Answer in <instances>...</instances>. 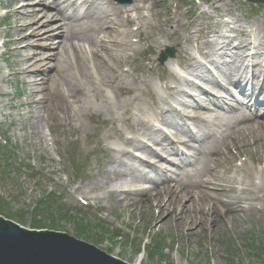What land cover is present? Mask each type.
<instances>
[{
	"label": "rangeland",
	"instance_id": "obj_1",
	"mask_svg": "<svg viewBox=\"0 0 264 264\" xmlns=\"http://www.w3.org/2000/svg\"><path fill=\"white\" fill-rule=\"evenodd\" d=\"M8 1L12 0H0V7L1 4H6L5 8H0V139L6 138L4 140H8L10 145H8L9 147L1 146L0 148V168L3 167L6 156L11 158L10 154L14 156L11 160L14 163L17 162L14 153L10 152L12 150L23 161V170L19 171L10 166L9 168L6 167L3 173L0 169V211L2 213L6 212L13 217L12 219L15 222H19L26 229H43L68 234L127 264H264V198L256 202L262 210L252 216L246 217L247 215H245L244 220H239V224L232 225V223H229L230 221L224 223L219 218L217 225L210 231L209 227L206 226L208 218L203 217L204 223L200 224L198 222L197 224L196 222L192 227L193 230H190L188 227H178L180 226L179 218L175 220L170 215L173 208L179 207V211L185 212V221L191 222L194 218L200 220L201 210L203 216L204 213H208L210 206L205 203L194 205L190 198L181 201L177 197L172 200V206L170 205L164 212L157 208V202H155L154 207H136L133 202L121 205L113 203V199L109 197L113 198L114 195H110L113 189L127 186L139 188V185L144 188H150V186L152 188L151 183L148 185L141 182L138 185L135 180L144 179L146 176L155 177L154 169L147 166L142 167L141 162L134 157L130 159L132 161L128 160L129 167L132 169L129 174H134V168L136 167L140 168L141 171L134 175L136 178L132 181V184L130 182H119L120 184L118 183L116 187H93V181L102 176V170L111 157L108 151H111V148L120 149L122 147L123 137H120L118 133H122L124 138L131 140L135 138L134 134L138 135L141 130L139 121L135 119V116L139 113L137 110L139 109L138 104L140 103L149 111H153L152 94L155 100L162 98L160 96L162 89L160 83L164 82L160 79V74L164 73L166 77H169L168 70L172 67H169V64H174V62H171L172 60L166 65H161L158 62V56L163 51L162 47L165 43L157 45L151 37L149 42L136 43L137 51H133L129 46H119L118 49L107 46L113 51H125L127 55L122 57L123 61L117 66L113 64L115 79L110 78L101 84V88L97 89L96 94L102 91V93H107L117 101H132L130 104L131 112L126 116H120V119L114 125L111 120L107 119V114L101 110L98 102L91 98L88 100V106L93 108L91 116H75L72 118L70 125H65L63 114L59 113V119L51 121L50 114L46 113V121L42 129L37 130L36 119L39 120L40 118L37 113L40 108L45 106L42 101L47 98L49 88L57 96L59 95L57 93L58 82L53 81L54 83H51L52 74L54 73L51 72V59L42 61L44 72L41 71L34 75V79L38 80L36 86L38 90L24 84L25 79L29 80V77L23 76V72H19L18 65L13 66V62L15 59L21 61L22 57L28 54L39 55L40 57L37 58L39 62L41 56H43L42 54L46 55V58L51 57L54 51L57 50L60 39L58 37L54 38L55 40L49 45L51 49H42L38 45L44 42L39 37H34L31 40H25L23 45L19 47L20 55L16 57L12 55L14 51L12 45L9 54L8 49L4 48L3 44L8 42L10 38L18 37L15 26L17 25L18 29H22L20 31L21 37L28 36L31 34V30L29 27H24L30 24L36 16L32 13L28 18L25 16L31 10L22 9L21 6L26 3L21 0H14V7L10 10L6 9ZM33 1L38 8H35L36 11L43 9L40 6L41 0ZM82 1L78 0V2ZM180 1L184 3L178 10L181 21L174 25L171 16V24L168 26L164 24V21L161 22L162 26L170 29L166 44L170 42L176 44V46H173L176 57L179 55L183 60L182 51H185L188 54H193V57L201 58L203 55L197 54L199 48H202L206 42L211 45L213 37L221 34V31L224 35H227L226 32H228L232 34V37H235V42L229 43L227 46L228 50H231L235 44L242 41L252 43V45L250 49L240 48L237 50L244 62H248L246 71L242 72L243 78L239 81V89L227 82L226 88L224 86L217 88L221 92L219 96L221 95L223 98L213 100V104H210L207 98L203 97V94H196L195 96L203 102V108L197 109L195 112L193 109L187 108L189 119L178 125L194 127L197 133H200L202 130L205 131L203 128L207 125L204 126L203 123L197 122L198 127H196L195 122L191 121L192 115L202 117L227 115L228 111L237 104L246 107L245 110L249 114H253L256 109L257 114L264 115V5L255 6L241 0H229L227 3L235 8L233 13L229 12L228 14L225 7L223 10L225 15L219 17V13L215 8H209L211 12L209 16L212 17L210 22L205 15L198 14L200 10L193 12L194 0ZM195 1L200 3L198 0ZM204 1L207 4L200 3L203 7L210 5L217 7L215 0ZM51 2L52 0L48 1L49 4ZM160 2L161 5L158 10L163 20H166V14L169 16L168 10L173 0H160ZM108 3L107 0L102 1L100 7L111 8ZM29 6H32V4H29ZM16 9H20V11L13 14L14 17H10V22L7 21L4 16ZM111 9L113 14L115 8ZM213 12L218 13V15L213 14ZM170 14H174L172 10ZM140 15L138 13V17ZM43 16H47L49 20L48 12L46 15H41V17ZM41 20L42 23L45 22L46 17L41 18ZM54 23L56 22H52L51 25L54 26ZM171 26L173 29L175 27V30H178L181 41L169 40L170 38H178L176 31H171ZM143 31L144 37L148 34L154 37L159 35L158 28L146 26ZM173 33H175L174 37ZM4 34L9 36L4 37ZM101 37L105 38L102 35ZM27 45H30V48ZM180 46H183V48L181 49ZM203 48V54L213 57V51L209 47L204 46ZM22 51L24 53L21 54ZM217 54H222L226 61L230 60L231 55L226 56L222 51H218ZM107 60L109 59L107 58ZM92 62L93 64L99 63L100 60L93 57ZM88 65H92V63L89 61ZM25 66L27 67V65ZM176 66L177 63L173 68H176ZM210 66L213 67V76L218 79V75H216L218 71L213 64H210ZM181 69L178 67V70ZM206 70L204 66L199 69V72L205 73ZM180 73L182 74V72ZM110 80L113 84H107ZM132 81L143 82L145 85L144 91L140 93L131 90ZM166 82L170 81L167 79ZM201 83L205 89L207 82L201 81ZM208 86L211 88L209 84ZM122 88H125V93L121 90ZM183 88L184 91H189L187 90V84ZM213 90L216 89L213 87ZM228 90L235 95L233 98L230 97ZM214 96L218 97L213 93ZM35 101L38 103L32 104ZM241 101H245V105H242ZM49 105H51V102ZM79 108H81L80 105L74 107L75 110ZM33 113H36V118ZM74 113L72 112V115ZM130 117H132L131 121L126 122V118ZM170 119L181 122V119L177 116H171ZM196 131L194 132L196 133ZM228 147L227 151L222 147L221 153L225 151L228 154L230 153V157L234 158L230 170L227 171V165L224 163V165H218L219 169L215 174L218 180L215 176L213 181V178L210 179L209 175H204L203 180L208 178L209 181L211 180L217 184L213 186L210 181L211 185L208 187V192L211 197L220 192L218 188L222 178L237 176L236 168L248 169L250 173L249 180L252 178V173L256 174L258 170H264L263 151L258 152L251 149L244 152L235 149V147L228 151ZM136 154L140 155L141 158L147 157L146 154L141 152H136ZM248 154L253 157L254 162L250 160ZM182 155V152H179V154L173 155L171 159L181 164ZM258 155L261 157L260 163L256 162ZM189 160L192 159H187V162ZM172 165L165 160L161 167L167 171L179 173V168ZM212 170L213 165L211 166V175H213ZM180 174L182 175V170ZM167 176L170 179L176 177L168 174ZM176 180L178 179L174 181ZM172 185H174L173 181ZM51 192L54 197L51 198L50 196L47 201H42V198H45L44 195ZM233 196V193H228L222 197L226 201ZM142 197L139 194L132 198L143 199ZM258 228H262V230ZM140 259H142V262L138 263Z\"/></svg>",
	"mask_w": 264,
	"mask_h": 264
},
{
	"label": "bare ground",
	"instance_id": "obj_2",
	"mask_svg": "<svg viewBox=\"0 0 264 264\" xmlns=\"http://www.w3.org/2000/svg\"><path fill=\"white\" fill-rule=\"evenodd\" d=\"M13 1L14 0L7 2L8 5L6 9L10 10L12 7H14ZM21 1L26 3L23 4L24 7H22V9L26 8L31 10L27 12L25 16L28 18L32 13L36 16V18L31 20V23L24 27H29L31 30V34H29L28 36L21 37L20 31H22V29H18L17 25L15 26L18 37L10 38L9 41L4 44L8 49L9 54L12 45L14 46L12 55L14 57L20 55L19 47L23 45L25 40H31L34 37L44 39V43L40 46L38 45V47L42 49H51L49 45L52 44V41H54L57 37L60 39V44L57 47V50L54 51V53L51 55V57L46 58V55L42 54L43 56H41L39 62L37 61V58L40 57L39 55L33 56L32 54H28L22 57L21 61L15 59V61L13 62V66L17 64L19 67L18 71H22L23 76L29 77V80H26L24 77V84L26 86H29L30 88L38 90V88L36 87L38 85V80L34 79V75L38 74L41 71L44 72L42 68V61L51 59V72H54L52 74L53 77L51 78V83L53 82L52 80L59 82L57 93L60 96H57V94L53 93L49 88L47 98H44L42 101L45 106L40 108L37 113V116H39L40 118L39 120L36 119V129H42L43 124L46 121V113L50 114L51 121L58 120L60 117L59 113L63 114V120L66 122L64 123L65 125H70L72 123V118H74L75 116H91L93 113V108L88 106V100H90L91 98L95 99L98 102V106L103 112L107 114V119L111 120L113 125L120 119V116L128 115L131 112L130 104L132 103V101H117L107 93L104 94L102 93V91H100L99 94H96V91L97 89H100L101 84H103L108 79H115V74L113 73L114 67H111L112 71L107 68L108 61L112 62L114 66H117L120 62L123 61L122 57L125 55L123 54L124 51L122 50L113 51L112 49H109L107 47V39L113 38L114 35H119L118 29H120L123 24L124 15H126V22L129 23L133 20L131 16L132 11L140 13L142 9L146 7V4L144 3L143 6L136 4L133 6V9L132 6L118 8L116 7L114 13L112 14L111 8L114 7L111 4L109 6L111 8L108 9L100 7V3H102L103 0H84L82 2L83 4L81 6V10L75 8L72 14L67 15L65 14V12L61 11L59 0H52L50 4L48 3L49 0H41L40 6H42L43 9L37 11L36 9L38 8L34 4L33 0ZM75 1L77 2L78 0ZM141 1L151 2L148 9L152 10L153 15L150 20H146L144 16L140 15L138 17V22H140V24L145 22V27L147 26L149 28L159 29V35L154 37L148 34L142 42H149L150 38L152 37L154 39V43H156L157 45H161L162 41L168 40L167 37L170 29L169 27L166 28V26L171 24V18L166 14L167 18L166 20H163V18L161 17V13H157V9L161 5L160 0ZM220 2L222 3L221 7L226 4V0H220ZM29 4H32V6H29ZM5 6L6 4L3 3L1 4L0 8H5ZM68 7L69 9H73L74 3L68 2L66 8ZM83 10L84 12H82ZM18 11H20V9H16L13 12L10 11V13H8L5 17L6 20L10 22V17H14L13 14H16ZM228 11L233 12L231 10V6H228ZM47 12L49 13V20L47 19V16H43L46 17V21L42 23L41 18L43 17H41V15H46ZM198 14H200L201 16L207 14L209 15L210 12L203 11L202 13L198 12ZM207 18L208 20H211L210 17ZM156 20L158 21L157 24ZM162 21H164V24L166 26L161 25ZM179 21H181V19L178 15H175L172 18V22H174V25H177ZM52 22H56L54 23V26L51 25ZM120 22L121 26L119 24ZM175 31L178 36V31ZM174 34L175 33L172 34L173 37ZM226 34L227 35H224L221 31V34L213 37L211 45H209L208 42L204 43L205 47H209L213 51V57L203 54L204 46L199 49V52L203 55L201 56V58H198L197 56L193 57L192 54H188L187 52L182 51L183 60L182 64L179 65V67L182 69L178 71L174 70V73L170 74V76L172 77V81L176 83V87H172V90H180L184 82L187 83L189 81L187 78L190 77L191 74V78L195 76L197 80L207 82V86L205 87V89H200L199 85L193 82L192 85L188 84L190 88L196 90L198 94H206L207 98L209 96L211 99H213V92H217V88L219 87L224 86V88H226L227 82H229L231 85L237 86L239 89V78H242V72L246 71L248 62H244L243 58L239 55V51L237 50H239L240 48L250 49L252 43L242 41L235 44V46L232 47L231 50H228L227 46L229 45V43L235 42V37H232L231 33L226 32ZM101 35H104L105 38L101 37ZM128 35L129 34H126V36ZM8 36L9 35L4 34V37ZM169 40L179 42L182 39L178 36V38H170ZM27 47L30 48V45H27ZM116 48L118 49L119 47ZM180 48L182 49L183 46H180ZM87 49H90L92 55L100 60L99 63L96 62L90 66L88 65L89 58H92L93 56L86 55L85 51ZM218 51H222V53L226 56L231 55L230 60L226 61L222 57V54H217ZM103 52L105 53L106 58L104 57ZM22 53H24V51H22L21 54ZM246 53L249 54L248 52ZM107 58L109 59L108 61ZM206 61L213 64V66L216 68V70L218 71L216 73V75H218V79H216L215 76L212 77L207 72H199V69H201V67H204V63L207 64ZM79 63L81 64L80 67ZM25 65H27V67ZM179 72H182V74H180ZM108 83L113 84L112 80L108 81L107 84ZM208 84L213 86L216 90L214 91L213 88H210L208 86ZM132 85L133 86L130 87L131 90L140 93L144 91L145 85L143 84V82L137 83L135 81H132ZM121 90H123V92L125 93V88H122ZM183 94L186 95L187 93L183 92ZM229 94L231 98L235 96L231 91H229ZM222 98L223 97H219L215 99ZM175 101L176 99L173 96L171 103H174ZM50 102L51 105H49ZM37 103L38 102L35 101L32 104ZM177 103L181 106L186 107L190 105L188 102L182 100L178 101ZM161 104H164V109L166 106H168L173 111H176L175 107L170 105L168 99H162L159 104H156V108H159L158 106H160ZM194 104H197V101H195ZM75 105H80L81 108L75 110ZM201 107L203 108V106ZM138 108L139 109L137 110L140 113H148L147 108L140 103L138 104ZM72 112H75L74 115H72ZM182 113L183 112L181 110L177 109L176 114L178 116H181ZM33 116H35L36 118V113H33ZM158 117L159 116L156 115L157 119ZM131 119V117L126 118V122H130ZM208 119L210 118L202 120L204 126L207 125V127L205 126L207 130H202V132H200L199 134L194 135H192L193 133L186 131L183 128L176 127L175 124L169 122L170 120H161L162 125L170 126L177 132V142L175 143L177 145V148H175L174 151H177L181 144H187L181 142V135H187L188 137H190V141L197 144L190 148L192 151L190 155H183L184 157L187 156V158L190 157L192 159V163H190L189 167L190 169H192V180L190 182H184L179 179L175 181L174 185H172L171 183H169V179L167 177L149 178L147 176L144 179L135 180L136 177H134V175L140 172L141 169L136 167L134 168V174H129V172H132V169L129 167L130 164L128 163V160H130L132 157L128 155V148L141 150L144 153H153L155 156L157 155L158 150L156 152L148 151L145 146H143V143L138 142L139 138L128 141L121 133H118L120 137H123V142L121 143L123 148L120 151H108V154L111 157L107 160V164L102 170V176H100L98 180L93 181V187H116L119 182H130L132 184V181L134 180L139 183L149 182L152 185L151 189H139L138 187L127 186L124 188H118V190L113 189L110 192V195L114 196L113 198L111 196L109 197L110 199H113L114 204H131L133 202L136 207H154L155 202H157V208L162 212L166 211L167 208L170 207V205L172 206L171 202L175 197L180 198L181 201H183V199L187 200L188 198H190L191 202L194 205L197 203H205L207 206H210L207 211L208 213H204L203 216L201 210L200 220H196L197 218H194L191 220V222L185 221V212L179 211V207L176 209L173 208V211H171L170 215L175 220L179 218L178 221L180 226L178 227H188L190 230H193L192 227H194V223L196 222L197 224L198 222L200 224H203L204 218H208L206 226H208L209 230L212 231L213 227L217 225L219 218L224 223L230 221V224L232 223V225H236L239 224V220H244L245 215H247L246 217H248L258 213L259 211L255 201L264 198V170L258 172L256 178L258 182L255 183L253 181V176L251 181L248 179L243 169L236 168L237 176L222 178L218 188L220 192L215 193V196L213 197H211V194L208 192V187L211 185V180L203 183L200 179L203 175L207 174L210 176V179L213 178L214 181V176L215 178H217L215 174L217 173L218 165L220 164L224 165V163H226L227 171L230 170V165L233 162L234 158L230 157V153L228 154L225 151L221 153L222 147L226 151L229 145L230 149L235 147V149L244 152H248L251 149L258 152H264V115L262 117H256L255 114H248L242 108L240 109L234 107L231 108L230 111H228L227 115L220 114L214 116L213 122L209 123ZM137 120L139 121L140 125L145 126L143 128L144 130H140L138 134L142 132L143 136L146 137L149 141L158 143V145H163L161 135L158 134V130L153 129V124L149 123V125L147 126L146 121L140 117H137ZM182 120L183 119H181V121ZM196 121L199 122L200 120ZM211 131H213V133H211ZM248 156L251 160H253V157L250 154H248ZM256 162H261L260 155L257 156ZM212 165H214L212 170L213 175H211ZM148 166L155 167V165L153 164H150ZM142 167L145 168L146 164H142ZM212 183L215 186L217 185L214 182ZM228 193H233L234 196L231 199L224 201L222 196ZM139 194L143 196V199L132 198L133 196ZM258 229L262 230V228ZM140 262H142V259L138 261V263Z\"/></svg>",
	"mask_w": 264,
	"mask_h": 264
},
{
	"label": "water",
	"instance_id": "obj_3",
	"mask_svg": "<svg viewBox=\"0 0 264 264\" xmlns=\"http://www.w3.org/2000/svg\"><path fill=\"white\" fill-rule=\"evenodd\" d=\"M0 264L127 263L69 235L28 231L0 218Z\"/></svg>",
	"mask_w": 264,
	"mask_h": 264
},
{
	"label": "trees",
	"instance_id": "obj_4",
	"mask_svg": "<svg viewBox=\"0 0 264 264\" xmlns=\"http://www.w3.org/2000/svg\"><path fill=\"white\" fill-rule=\"evenodd\" d=\"M10 157H11V155H10ZM12 158V157H11ZM11 158H9L8 156H6L5 157V163H6V166L9 168L10 166H12L8 161L11 159ZM5 170H6V168L4 167V171L3 172H5Z\"/></svg>",
	"mask_w": 264,
	"mask_h": 264
}]
</instances>
